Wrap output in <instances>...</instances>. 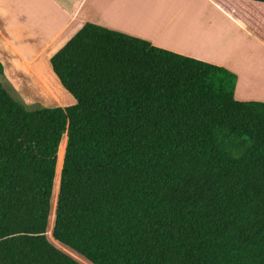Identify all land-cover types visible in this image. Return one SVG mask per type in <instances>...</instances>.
<instances>
[{
  "label": "trees",
  "instance_id": "obj_1",
  "mask_svg": "<svg viewBox=\"0 0 264 264\" xmlns=\"http://www.w3.org/2000/svg\"><path fill=\"white\" fill-rule=\"evenodd\" d=\"M214 1L264 41V0ZM50 66L74 104L0 81V264H83L53 240L92 264H264V100L235 72L93 22Z\"/></svg>",
  "mask_w": 264,
  "mask_h": 264
},
{
  "label": "crops",
  "instance_id": "obj_2",
  "mask_svg": "<svg viewBox=\"0 0 264 264\" xmlns=\"http://www.w3.org/2000/svg\"><path fill=\"white\" fill-rule=\"evenodd\" d=\"M87 22L225 66L238 99L264 100V41L214 0H0L4 76L50 62Z\"/></svg>",
  "mask_w": 264,
  "mask_h": 264
},
{
  "label": "rangeland",
  "instance_id": "obj_3",
  "mask_svg": "<svg viewBox=\"0 0 264 264\" xmlns=\"http://www.w3.org/2000/svg\"><path fill=\"white\" fill-rule=\"evenodd\" d=\"M260 58L264 62V58ZM0 81L10 90L15 98L24 102L31 109L44 106H67L75 103L74 96L62 86L60 80L52 71L49 61L40 66L33 65L31 70L23 72L14 78L2 75L0 76ZM52 230L53 220H51L48 228V237L53 240ZM52 242L81 263L84 264L82 261L84 260L86 264H92L77 252L76 255L75 251L72 252L64 245L56 243L54 240Z\"/></svg>",
  "mask_w": 264,
  "mask_h": 264
},
{
  "label": "water",
  "instance_id": "obj_4",
  "mask_svg": "<svg viewBox=\"0 0 264 264\" xmlns=\"http://www.w3.org/2000/svg\"><path fill=\"white\" fill-rule=\"evenodd\" d=\"M57 208V207H56ZM55 215H56V212H55Z\"/></svg>",
  "mask_w": 264,
  "mask_h": 264
}]
</instances>
